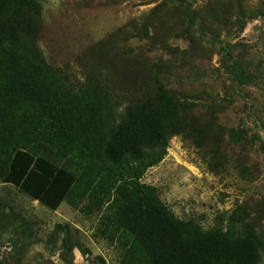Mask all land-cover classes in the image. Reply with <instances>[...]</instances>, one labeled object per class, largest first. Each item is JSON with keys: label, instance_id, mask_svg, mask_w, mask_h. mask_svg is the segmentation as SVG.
<instances>
[{"label": "rangeland", "instance_id": "1", "mask_svg": "<svg viewBox=\"0 0 264 264\" xmlns=\"http://www.w3.org/2000/svg\"><path fill=\"white\" fill-rule=\"evenodd\" d=\"M37 1L38 46L71 88L99 83L119 104L120 120L161 91L183 103L161 158L135 162L125 176L204 231L254 230L264 242V0H226L214 23L221 34H186L183 7L200 18L210 0ZM211 35L228 42L246 81ZM96 166L90 174L83 166L80 193L56 210L0 181V264H122L124 248L107 227L119 198L111 187L95 207Z\"/></svg>", "mask_w": 264, "mask_h": 264}, {"label": "trees", "instance_id": "2", "mask_svg": "<svg viewBox=\"0 0 264 264\" xmlns=\"http://www.w3.org/2000/svg\"><path fill=\"white\" fill-rule=\"evenodd\" d=\"M225 1L210 0L200 18L185 5L186 34H221L214 23ZM40 15L37 0H0V181L56 210L75 189L80 193L83 166L90 174L98 165L90 175L99 177L98 192L91 197L97 207L100 194L114 187L119 200L109 214L108 238L124 248L122 264H260L264 242L254 230L204 231L177 218L153 187L125 176L133 163L161 158L179 130L183 103L161 91L120 120L119 104L99 83L73 89L61 69L45 62L38 46ZM211 37L246 81L228 42Z\"/></svg>", "mask_w": 264, "mask_h": 264}]
</instances>
